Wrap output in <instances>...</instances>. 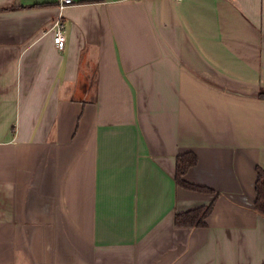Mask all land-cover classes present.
Here are the masks:
<instances>
[{
	"label": "crops",
	"instance_id": "1",
	"mask_svg": "<svg viewBox=\"0 0 264 264\" xmlns=\"http://www.w3.org/2000/svg\"><path fill=\"white\" fill-rule=\"evenodd\" d=\"M261 92L264 0H0V264H262Z\"/></svg>",
	"mask_w": 264,
	"mask_h": 264
},
{
	"label": "trees",
	"instance_id": "2",
	"mask_svg": "<svg viewBox=\"0 0 264 264\" xmlns=\"http://www.w3.org/2000/svg\"><path fill=\"white\" fill-rule=\"evenodd\" d=\"M259 97L264 98V92H261ZM197 160L198 157L193 151H187L177 156L175 172L177 184L195 190H214L206 185L191 182L184 177V174L197 163ZM256 172L254 208L264 215V169L258 166ZM214 203L215 198L208 204L177 211L175 212L174 222L179 226L202 225L205 223V217L212 211Z\"/></svg>",
	"mask_w": 264,
	"mask_h": 264
},
{
	"label": "built area",
	"instance_id": "3",
	"mask_svg": "<svg viewBox=\"0 0 264 264\" xmlns=\"http://www.w3.org/2000/svg\"><path fill=\"white\" fill-rule=\"evenodd\" d=\"M74 1L75 0H58L59 8L64 9ZM50 30L54 33V42L57 47L60 49L63 48L65 41V22L61 16L52 22Z\"/></svg>",
	"mask_w": 264,
	"mask_h": 264
}]
</instances>
